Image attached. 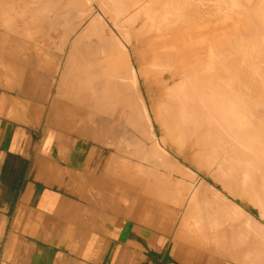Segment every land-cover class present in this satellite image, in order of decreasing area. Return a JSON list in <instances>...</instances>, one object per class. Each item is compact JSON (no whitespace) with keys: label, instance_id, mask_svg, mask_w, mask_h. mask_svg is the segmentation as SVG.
Wrapping results in <instances>:
<instances>
[{"label":"bare ground","instance_id":"6f19581e","mask_svg":"<svg viewBox=\"0 0 264 264\" xmlns=\"http://www.w3.org/2000/svg\"><path fill=\"white\" fill-rule=\"evenodd\" d=\"M4 1L0 0V16L2 14L6 16L8 13L9 15L0 18L2 25L0 27L13 34H19L16 32L19 27L15 26L17 21L12 24L15 15L17 14L18 18H22L23 15L25 18L34 10L25 8L26 5L23 3L29 0H16V7L19 1H24L22 5L25 6L24 8L18 6V10L15 9L16 13H13L14 0H11L12 4L11 1L8 3L9 0L7 3ZM205 1L207 4H204ZM205 1L195 3L197 0H41L39 3L43 2L41 3L43 6L41 4L38 6L44 7L42 9L34 0L31 3L39 9L34 7L37 14L44 13L47 19L52 14L53 18L46 23L44 17L40 21L42 17L39 14L37 15L39 19H34L33 23H25L32 17L30 15L31 17L28 16L29 19L26 18L24 22L26 25L20 22V28L24 30L20 34L23 36L26 31L27 36L24 35L31 44L26 41L24 43L34 50L33 55L37 60L39 82L35 88L37 95L43 99L51 95L52 79L46 78L44 72L60 76L49 113L50 127L59 129L71 124L70 121H63L64 116L74 113L66 110L65 104H62V100L66 99L74 109H79L80 113L95 117L107 114L110 115L108 116L110 119L112 116L122 118L125 120L122 123H127L141 136V139L136 138L140 145L136 139V143L132 144L140 147L139 158L145 160L148 166L141 167L142 164L135 162L134 166L140 167H137L139 177L135 176L140 184H136L137 188L141 187L142 192H148L150 197L154 194L165 203L169 199L168 196H171L173 201H176L173 202L172 199L170 201L175 203L178 209L188 206V210L185 208L184 211L186 213L190 211L187 213L188 218H193L195 222L191 225L192 222L190 223L182 214L187 220L181 219L185 222L187 230L186 232L181 230L172 239L176 245V253L186 243L198 246L197 248L205 247L214 254L241 260L239 262L264 264V75H262L264 51L262 52L259 47L253 51V46H260L261 37L264 38L263 34L257 35L259 32L263 33L264 28L259 30L256 27L260 26L259 23L263 25L264 20H256L259 23L257 22L258 25L255 27H252L256 24L253 22L255 20L251 21L250 31L255 33L257 31L256 34L253 33L255 36L252 34L253 38L256 39V35L261 36L257 37L259 39H256L257 43L255 41L251 45L252 37L240 29V21L229 16L228 10L221 12L226 9V4L229 7L231 0L229 2L223 0L229 4L224 2L225 8L219 7L224 18L219 11L216 12L218 6L223 3L222 0L220 4L216 2L220 0H214L212 3L210 0ZM244 1L246 4L243 6L247 7L250 0L249 2L240 0L239 4ZM208 2L211 6L206 7ZM258 2L260 5L257 6L260 9L264 8V3L262 4L261 0ZM1 3L6 8H2ZM255 3L257 4L256 1ZM5 4L13 8L10 6L8 8ZM26 4L29 6L30 3ZM256 4L254 10H257ZM212 5L214 8H211ZM238 6L237 4V10ZM232 7L231 11L236 10L233 4ZM10 8L13 9L12 12ZM252 8L254 7L251 6ZM26 9L33 11L27 13ZM263 10L261 12L264 15ZM35 15L33 18L37 17ZM31 23L33 27H30ZM22 25L27 28H23ZM7 33L0 32V52L9 44L10 52H7L11 58L8 57L10 61L8 59L5 62L13 64L11 59L16 55L18 44L16 39ZM262 41L261 43L264 42ZM262 49L264 50L263 45ZM252 51L255 55H252ZM26 56L28 57V54ZM5 58L7 57L3 60H6ZM12 64L8 74L9 82L14 86L26 79L20 73L23 65L22 68H17L18 72ZM14 64L16 67L15 62ZM254 68L258 69V74L254 73ZM10 110L6 111L8 115H10L8 111L12 112ZM108 117L105 119L107 122ZM114 123L116 125V122ZM157 125L163 129L164 136H159ZM70 133L73 132L70 131L68 135ZM58 135H61L59 131ZM58 135L56 136L60 137ZM132 147L133 153L131 151L129 153L135 154L139 147L137 150L133 145ZM138 155L136 154L135 158L138 159ZM114 156L117 155L114 153ZM125 159L121 160L126 161ZM118 160L119 156L116 160L113 158V162L116 161L118 164L116 168L124 170L123 174L118 171L122 174L120 179H123V182L128 181V186L133 185L134 174L132 178L131 173L124 169L128 168L130 163L131 167L128 170L130 171L132 167L136 169L134 163L132 164L133 160L128 159V165L124 162L126 167L123 161L118 163ZM188 161L193 162L197 170L205 168L210 175H216L215 180L217 179L221 189L205 181L197 171L186 166L185 163ZM114 164L115 162L112 165ZM105 168V172L110 171L109 167ZM113 173L114 171L108 173L112 174L111 177L109 175L103 177L115 181ZM148 176L154 177L153 183L146 180ZM114 178H117L116 174ZM137 180L135 182H138ZM116 183L121 184V181ZM246 200L255 205L258 210L257 216L248 212L239 202ZM162 209L164 212L162 223L168 226L174 208L165 205ZM177 227L176 229H180ZM205 244L206 246L209 244L210 247L207 248Z\"/></svg>","mask_w":264,"mask_h":264},{"label":"crops","instance_id":"0c3cea01","mask_svg":"<svg viewBox=\"0 0 264 264\" xmlns=\"http://www.w3.org/2000/svg\"><path fill=\"white\" fill-rule=\"evenodd\" d=\"M250 1L248 8L255 7V1L260 5L258 0ZM3 51L0 264H238L186 243L176 253L175 242L159 240L156 210L143 212L135 195L122 191L115 175V181L103 177L112 172L108 152L84 138L88 134L77 138L76 130L68 135L72 132L68 127L47 124L46 100L26 81L10 84L11 56L6 48ZM1 59L4 63L9 59L6 69ZM11 62L14 66V58ZM30 92L32 101L27 99ZM24 100L31 102L26 109ZM105 167L110 171L105 172Z\"/></svg>","mask_w":264,"mask_h":264},{"label":"rangeland","instance_id":"374dc122","mask_svg":"<svg viewBox=\"0 0 264 264\" xmlns=\"http://www.w3.org/2000/svg\"><path fill=\"white\" fill-rule=\"evenodd\" d=\"M11 0H9L8 1V3L10 2ZM13 1V0H12ZM12 1H11V4H12ZM24 1H26V0H24ZM24 1H19V2H17V7L15 6L16 5V0H14L13 1V6H14V11H13V13L16 11L15 9H17L18 8V6H20L21 8L23 7L24 8V6L26 5V7L25 8H27L28 9V7L30 8V9H32L33 8V10H34V12H35V10L36 9H38L34 4L32 5V1L34 2V0H29V1H27V2H29L30 4H29V6H28V4H26V3H23ZM31 1V2H30ZM39 1H41V0H38V2H37V0H35V4H37V6L39 5L40 6V4L41 3H43V2H40L39 3ZM202 2V3H204V1L202 0V1H200V0H197V2H195V3H199V2ZM208 1V0H207ZM211 1V2H210ZM209 2L210 3H212V2H214V0H210ZM228 2L230 1V0H227ZM226 1V2H227ZM233 1V2H232ZM262 2V4L264 3V0H261ZM7 3V0H5L4 1V3ZM194 2V1H193ZM209 2H208V6L206 5V7H209V6H211V4L209 5ZM216 2H219V4H220V2H221V0L220 1H216ZM216 2L213 4V5H215L216 4ZM222 2L223 3H221L219 6H218V8L217 7H215V9H216V12L218 13V11H219V14L222 12V11H227L228 10V13H230V15L229 16H231V17H233L236 21H240V29L241 30H243L244 32H247V33H249V35H251V36H249V37H252V39H255V38H253L254 36H255V34L257 33V31H256V33L255 32H252V31H250V28H251V21H253V20H255V21H253V22H256V24H254V26H252V27H255L256 25H258L257 24V22L259 23V21H256V20H260V21H263L264 19H263V17H264V15H263V12H261V10L262 9H264L263 7H261V9H260V7H257L256 9L257 10H254L255 9V7L254 8H252L251 9V7L250 8H247L246 7V5L245 6H243L244 4H246V2L244 1V3L243 2H241V4H239V2H240V0H239V2L237 1V0H231V4H229L228 2V6L230 7H227V4L225 5V7H226V9H224V10H221V12H220V9H219V7H221V9H222V7L223 8H225L224 6H223V4H225L226 2L225 1H223L222 0ZM225 2V3H224ZM238 2V3H237ZM251 2V1H250ZM15 3V4H14ZM21 3V5H19ZM22 3L23 4H25V5H22ZM236 3V4H235ZM2 4V3H1ZM10 4V3H9ZM204 4H207L206 3V1H205V3ZM203 4V5H204ZM218 4V3H217ZM232 4H233V6L234 7H236L235 9L237 10V4L239 5L238 7V9L239 10H233V11H231V8H233L232 7ZM5 5H7V4H5ZM31 5V6H30ZM42 5V4H41ZM200 5H201V3H200ZM203 5H202V7H203ZM213 5H212V7L211 8H214L213 7ZM222 5V6H221ZM236 5V6H235ZM8 6V8H9V6L10 7H12L11 5H7ZM38 6V7H39ZM43 6V5H42ZM217 6V5H216ZM6 8L5 6H4V4H2V8ZM16 7V8H15ZM36 9H35V8ZM205 7V8H206ZM244 7H245V9H244ZM13 8V7H12ZM39 8H42V7H39ZM204 8V7H203ZM241 8V9H240ZM259 8V9H258ZM20 9V8H19ZM26 9V11H27V13L28 12H31V11H33V10H31V11H29V10H27ZM42 9H44V7L42 8ZM6 11H7V9H5ZM9 10V9H8ZM10 10H11V8H10ZM13 10V9H12ZM12 10H11V12H12ZM18 10V9H17ZM39 10V9H38ZM213 10V9H212ZM211 10V11H212ZM234 11H236V12H234ZM264 11V10H263ZM8 12V11H7ZM34 12H31L32 14H30V15H32V17L30 16V15H28L27 14V16H26V13H25V15H24V17L25 18H23V15H22V18H18L16 15H15V17L17 18H14V21L13 20H11V21H13V23L12 24H14V22L15 21H17V24L15 25L16 27H19V30H16V32L18 33L19 32V34H16V33H12V32H10V31H7L6 29H4L3 27L1 28L0 27V32H8L7 34L9 35V36H12L14 39H16V41H17V44H18V48L15 50V56H14V62L16 63V65L18 66H16L15 67V64H14V68H16L15 70H17L18 72H19V70L17 69V68H22V65H23V68H24V66H25V68L23 69H21L20 70V73L21 74H23L24 75V77H25V79H26V82L27 83H29L30 84V87H31V91H32V88H33V86H37V84H39V82H37V79H38V67H37V60H36V57H35V55H33L34 53H33V49L32 48H30V47H28V44L30 43L31 44V42L29 41V39H27V34H26V31H25V33H23V36L20 34V33H22V32H24V30H22L20 27H21V24H20V22L23 24L25 21H26V18L27 19H29V17L28 16H30L31 18L29 19V21H27V22H25V23H29V22H32L33 23V20L34 19H36V18H38L39 19V14H41V13H39V14H37V10H36V12L34 13ZM39 12H41V11H39ZM44 12V11H43ZM258 12V13H257ZM12 13V14H13ZM16 13V12H15ZM36 14V15H35ZM219 14H217V16L219 15ZM257 14H260V15H257ZM7 15H9V13L8 14H6V16ZM14 15V14H13ZM13 15H12V18H13ZM33 15H35V16H37V17H35V18H33L34 16ZM44 15V16H43ZM207 15L210 17V15H209V12H207ZM221 16H222V18H224L223 16H224V14L222 13V14H220ZM256 15H257V17H256ZM2 16H4L5 18H6V16H5V14L3 15H1L0 16V18H3ZM11 16V15H10ZM19 17H20V14L18 15ZM41 17V20L40 21H42L44 18V21L46 22V23H49L48 21H50L49 19H51V17L53 16L52 14L50 15V18L49 19H47V16H46V14H41L40 15ZM46 16V17H45ZM207 16V17H208ZM252 16H255L256 17V19H255V17H252ZM8 17V16H7ZM44 17V18H43ZM205 17V16H204ZM259 17V18H258ZM5 18H4V20H5ZM10 19H11V17H9ZM53 18V17H52ZM258 18V19H257ZM8 19V18H7ZM6 19V20H7ZM32 19V21H30ZM47 19V20H46ZM210 19V18H209ZM2 20V19H1ZM18 20H20L19 22H18ZM23 20V21H22ZM10 21V20H9ZM247 21H250V23L249 22H247ZM2 22V21H1ZM16 23V22H15ZM19 23V24H18ZM24 23V24H25ZM32 23H31V25H30V27H33V25H32ZM2 24V23H1ZM30 24V23H29ZM110 24L113 26V23L112 22H110ZM26 25V24H25ZM25 25H22V27L23 28H25ZM208 25V24H207ZM259 25L260 26H262L261 28H259L258 26H256L259 30L260 29H262V28H264L263 26H264V22H263V25H261V23H259ZM0 26H2V25H0ZM28 27H29V25H28ZM27 28V27H26ZM25 28V29H26ZM16 29V28H15ZM247 29H249V30H247ZM240 30V31H241ZM253 30V29H252ZM263 30V29H262ZM250 32H252L251 34H250ZM253 33H255V34H253ZM24 34H26V36L24 35ZM254 36H253V35ZM262 34L264 35V31H263V33H261V32H259V34L257 33V35H261L262 36ZM256 35V39L257 40H259L257 37H261V36H257ZM16 36H18V37H16ZM20 36V37H19ZM25 36V37H24ZM251 39V41L253 42H251V45L252 44H254V42L256 41V43H257V40L255 39L254 41ZM264 38L263 37H261V41L263 40ZM23 41V42H22ZM29 42L28 44L26 43H24V42ZM261 41H260V46L258 45V46H253V51L254 50H256V47H259L260 48V50L263 52L264 50L262 49V45L264 46V40L262 41L263 43H261ZM259 42V41H258ZM255 43V44H256ZM255 48V49H254ZM6 49H7V51L8 52H10V47H9V44H8V47L6 46ZM252 50V49H251ZM250 50V51H251ZM259 50V52H261ZM252 51V52H253ZM17 52V53H16ZM252 52H251V54H252ZM255 52V51H254ZM253 52V54L252 55H255V53ZM20 53V54H19ZM258 53V51H256V54ZM19 54V55H18ZM28 54V57L26 56ZM257 56H258V54H257ZM257 56H255V58L257 57ZM254 57V56H253ZM20 62V63H19ZM44 72V71H43ZM256 72V73H255ZM258 72V69H256V68H254V73L255 74H258L257 73ZM43 74H45V77L46 78H49L50 80L52 79V83H51V86L52 87H50L51 88V95H50V97H48L47 99H45L46 100V121H47V123L49 122V113H50V110H51V104H52V100H53V98H54V96H55V94L57 93L56 91H57V87H58V82H59V75H55V76H53V74H49L48 72H44ZM262 75H264V73H263V71H262ZM59 76V77H58ZM58 80V81H57ZM56 86V87H55ZM32 92H30V98H29V100H33L34 99V97H33V94H31ZM32 97V98H31ZM49 100V101H48ZM66 99H63L62 101V104H65V109L66 110H70V111H72V112H74L73 114H71V115H67L68 116V118H66L67 116H64V119H63V121H70V129H71V127H72V132L73 133H75V129L77 130L76 132H77V134L79 135L77 138H81V137H83V136H81V135H83V133H86V134H88V136L87 137H84V138H88L90 141H91V143H93L94 145H99V146H102L103 147V149L106 151L107 150V152H108V155L110 156L109 157V159H110V166H111V169H112V171L114 170L115 172V174H116V177L118 178V180H120L121 181V184H123L124 182H125V180H124V182L122 181L123 179H120V176L123 174V172L122 171H124L123 170V168H122V170H120V168H116L117 166H116V164H117V162L116 161H114L115 162V164L114 165H112L114 162H113V158H115V160H116V157L117 156H119V160H118V163H120V162H122L123 163V165H124V167H126L128 164V162H129V160L128 159H130V160H133L132 161V164H133V166L134 165H136L137 164V162H138V164H142L141 165V167L142 166H148L147 165V162H145V160L143 161V159H140L139 157V153H138V151H139V149H140V147L139 146H137V144H139V141L137 140V139H141V136L136 132V131H134L135 129H133L131 126H129L127 123L125 124V123H122V122H125V120L124 119H122V118H120L119 119V117H116V116H112L111 117V119L109 118L110 117V115H108L107 116V114H103V115H101V116H90L89 114L87 115V114H84V113H80V110L79 109H74L73 108V106L66 100ZM47 101H48V103H47ZM24 104V107L25 106H27L28 104L30 105L31 104V102H28V104H26L27 102L26 101H24L23 102ZM26 108V107H25ZM24 108V109H25ZM107 117L109 118V120H111L110 122H109V120H108V122L106 121L107 120ZM114 118V119H113ZM115 118H118V119H115ZM68 119V120H67ZM106 119V120H105ZM124 120V121H123ZM118 121V122H117ZM74 124H73V123ZM105 122V123H104ZM107 122V123H106ZM114 122H116V125H115V123ZM109 123V124H108ZM95 124L96 125V127H95V125L93 126V125ZM111 124V125H110ZM119 126H118V125ZM104 127H102V126ZM105 125H106V127H105ZM68 126V127H69ZM112 126V127H111ZM115 126V127H114ZM118 126V127H117ZM92 127V128H91ZM113 127L116 129H113ZM123 127V128H122ZM126 127V128H125ZM100 128V129H99ZM112 128V129H111ZM123 130H122V129ZM96 129V130H95ZM102 129H103V131H104V134H103V131H102ZM126 129H127V131H126ZM131 131V133H130V131ZM157 129H158V133H159V136H164V133H163V129L159 126V125H157ZM78 130H80V131H78ZM93 130H95V131H93ZM121 130V131H120ZM133 130V131H132ZM106 131V132H105ZM110 131V132H109ZM123 131V133H121ZM127 133H126V132ZM78 132H80V133H78ZM124 132H125V134H126V136H125V134H124ZM93 134V135H92ZM96 134V135H95ZM116 134V135H115ZM128 134H129V136H128ZM131 134V135H130ZM113 135V136H112ZM115 135V136H114ZM122 135H124V137L122 136ZM102 137V138H101ZM112 137V138H111ZM118 137V138H117ZM123 137V138H122ZM127 137H129V138H127ZM137 138V139H136ZM129 139V140H128ZM137 140V144H132V142L133 143H136L135 141ZM130 140H132V141H130ZM95 141H97V142H95ZM121 141V142H120ZM125 142V143H124ZM123 144V145H122ZM117 145V146H116ZM119 145H120V147H119ZM130 145V146H129ZM132 145L135 147V149L137 150V148H138V150L136 151L135 149V154H131V153H133V151H131V148H133L132 147ZM140 145V144H139ZM126 146V147H125ZM137 146V147H136ZM114 147H115V149H114ZM112 150V151H111ZM124 150H125V152H124ZM119 151V152H118ZM131 151V153H129ZM106 152V153H107ZM111 152L113 153V154H111ZM114 153L117 155V156H114ZM127 154V155H126ZM129 154H131L130 156H129ZM136 154L138 155V159L137 158H135L136 157ZM133 155V156H132ZM135 155V156H134ZM121 156H122V158H128V159H125L126 161H124V160H121L122 158H121ZM142 158V157H141ZM112 160V161H111ZM120 161V162H119ZM128 161V162H127ZM181 161H182V163H184L183 162V160L181 159ZM113 162V163H112ZM124 162H126L125 164H127V165H125L124 164ZM135 162H136V164H135ZM122 163L120 164L121 166H122ZM118 165V164H117ZM119 165V166H120ZM130 165H131V163H130ZM128 166V168H130L131 166ZM185 165L186 166H188V167H191L193 170H195V171H197L198 173H199V175H200V177L202 178V179H205V181H208L209 183H211L212 185H214L215 187H218L219 189H221V185L220 184H218L217 183V179L215 180V176L216 175H210V173H208V170L207 169H201V170H197L195 167H194V165H193V162H191V161H188L187 163H185ZM118 166V167H119ZM123 167V166H122ZM134 167H136V169L134 168V169H132V171H131V169H130V171L128 170V168L126 167V168H124V169H127V170H125V171H128V172H130L131 173V177L133 178V174H134V178L133 179H135L136 177L135 176H138L139 177V172H138V168H140L139 167V165L138 166H134ZM138 167V168H137ZM207 170V171H206ZM118 171H120V172H118ZM134 171H137L138 173H134ZM125 173V172H124ZM114 174V175H115ZM137 174V175H136ZM208 174V175H207ZM212 176H213V178H212ZM211 177V178H210ZM123 178V177H122ZM154 178V177H153ZM152 178V176L150 177V176H148L147 178H146V180L148 179V182L149 183H153L154 182V179ZM138 179V178H137ZM137 179H135L134 180V182L132 183L133 185H131L130 184V180H129V185H131V186H128V181H126L123 185H121V187H122V191L124 192V193H126V195H130V194H133V195H135V197H136V202L137 203H140V207H141V209H142V211L143 212H145V213H147V214H153L154 213V211L156 210V219H157V223H158V238H159V240H162V241H168V243H171V245L174 243V240L172 241V239H174V237L176 236V235H178L179 233L178 232H180L181 230L182 231H184V232H186V230H187V227H185L184 225H185V218L187 217H189V215L187 214V213H190V211H187V213L184 211V210H188V206H184V207H182L181 209H178L177 208V205L175 204H173V202H175V201H173V198H171V196L169 197L168 196V200L166 201V203H165V201H162V200H159V198L158 197H156L154 194H152V192H151V194L154 196V198H153V196L152 197H150L149 196V193L147 192V193H144V191L142 192V189H141V187L138 189L137 188V186L138 185H140V184H138L139 183V181L137 180ZM150 179V180H149ZM138 181V182H135V181ZM133 180H131V182H132ZM151 181V182H150ZM204 181V182H205ZM206 183V182H205ZM136 184H138L137 186H136ZM134 187H136L135 189H134ZM134 189V190H133ZM142 192V193H141ZM146 192V191H145ZM144 193V194H143ZM148 194V195H147ZM146 196V197H145ZM156 197V198H155ZM172 199V201H170ZM170 202V203H169ZM240 203H241V205L248 211V212H250V213H252L254 216H257L258 215V210H257V208L255 207V205L251 202V201H249V200H246V201H244V202H242V201H239ZM172 203V204H171ZM166 205V207H172V208H174V210H173V214H171V216H170V218H171V222L169 223V225L167 226V225H165V224H163L162 223V220H163V214H164V212H163V209H162V207L163 206H165ZM170 205H172V206H170ZM186 208V209H185ZM180 212V213H179ZM183 212H185L186 213V215H185V213H183ZM193 212V211H192ZM191 212V213H192ZM194 213V212H193ZM186 216L185 218H184V216ZM191 215V214H190ZM192 216V215H191ZM193 216H195V214L193 215ZM177 217V218H176ZM181 217V218H180ZM181 219H185L184 221L183 220H181ZM190 219V220H189ZM193 219V218H192ZM192 219L191 218H188V221L191 223V225H194L193 224V222H194V219H193V221H192ZM180 220H181V222H180ZM187 221V220H186ZM178 222H179V224H178ZM195 223V222H194ZM264 223V222H263ZM177 224H178V227H177ZM185 228H184V227ZM176 227L177 228H180V229H176ZM217 230V229H216ZM215 230V231H216ZM176 232V234L174 235V233ZM161 233V234H160ZM171 241V242H170ZM173 242V243H172ZM243 243V242H242ZM233 244V243H232ZM205 246H206V244H205ZM208 247H210L209 246V244L207 245ZM206 246V247H207ZM207 247V248H208ZM197 248V247H196ZM199 249H202L203 251H205V252H207L208 253V255L210 254V255H218V256H220L223 260H227V261H229V262H233V263H238V264H248L247 262H239V261H241V260H236V259H234V258H232V257H229V256H224V255H220V254H214V253H212V252H210V251H208L205 247H199ZM226 257V258H225ZM251 264V263H250Z\"/></svg>","mask_w":264,"mask_h":264}]
</instances>
